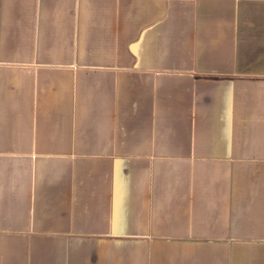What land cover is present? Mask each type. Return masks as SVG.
Masks as SVG:
<instances>
[{
    "label": "crops",
    "instance_id": "1",
    "mask_svg": "<svg viewBox=\"0 0 264 264\" xmlns=\"http://www.w3.org/2000/svg\"><path fill=\"white\" fill-rule=\"evenodd\" d=\"M0 264H264V0H0Z\"/></svg>",
    "mask_w": 264,
    "mask_h": 264
}]
</instances>
